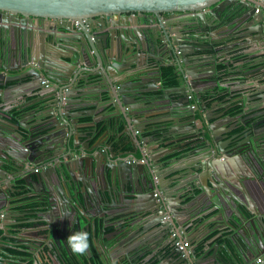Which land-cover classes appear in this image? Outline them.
Here are the masks:
<instances>
[{
	"label": "water",
	"instance_id": "95a60500",
	"mask_svg": "<svg viewBox=\"0 0 264 264\" xmlns=\"http://www.w3.org/2000/svg\"><path fill=\"white\" fill-rule=\"evenodd\" d=\"M184 19L187 22L183 28H177L179 24L175 23ZM42 21H46L47 25L44 26ZM74 21L80 22V29L75 28ZM242 22H246V27L240 28L236 34L242 39L237 46L240 50H236L233 44H227L220 50L224 52L220 55V51L214 47L212 31L219 26L227 27ZM36 25L40 29H36ZM71 38L77 40L78 43L70 44L73 47L79 46L81 55L74 59V65L86 60V55L81 51L82 46L91 54L92 65L97 67L99 64L102 68L107 66L106 78L103 79L112 90L109 96L117 108V119L122 116L121 107H128L134 100L133 95L154 90L157 81H161L158 74H155L154 85L144 81L135 83L134 80L129 84L119 79V76H123L126 70L137 68L146 75L152 68L148 61V55H152L151 48H155L156 52L164 51L170 56L171 66L177 67V73L182 78L183 84L177 88L186 98L187 106L182 112L187 117V123L191 122L188 127L193 126L196 132H200L198 140L180 145L183 149H194V152L188 151L185 156L195 157L177 169L182 176L173 180L163 176L160 166L168 163L170 166L173 161L164 163L166 154L154 157L150 156L147 147H135L140 140H134V135L130 137L133 149L124 151L120 147L116 151V147L108 144L107 152L110 155L100 151V147H84V154L75 147L76 142L71 143L74 134L67 128L77 129L78 125L76 116L73 118L68 111L75 99L74 94L77 93L79 98L87 91L81 85L89 84V74L82 72L71 75L69 71L65 80L59 79L53 74L51 67L60 69L61 66L45 57L50 52H55L54 49L62 48ZM177 48L181 52L180 57L177 55ZM231 50L236 51L229 54L228 51ZM211 51H215V54L210 55ZM11 56L15 59L13 65L10 64ZM219 59L226 66L235 63L236 68L250 66V69L257 70V75L264 76V0H0V112L11 116L15 112L14 108L21 111L22 105L17 103L18 97L22 100L28 96L26 88L38 87L40 92L36 94H51L53 99L46 121L40 124L32 126L31 123H25L23 118L14 123L9 118L0 116L1 121L14 127L8 135L6 131L0 130V144H8V147H3L5 150L0 153V158L5 164L12 165L15 173H22L20 177L26 184L22 188H17L15 181L2 184L0 194L2 193L4 202L7 207L11 204L13 191L31 190L38 196L36 201L42 205L38 209L47 210L45 222L49 230L48 245L43 247V251H37L39 246L35 243L33 254L35 253L36 264L45 261V258L46 264H53L54 261L57 264H67L62 261V249L66 250L68 256L73 255L67 238L75 232L88 233L92 227L97 234L99 220L102 224L110 215L105 207L121 210L128 207H122L123 195L126 200H133L129 202L132 206L128 207L130 211L126 212L151 215L150 219L153 221L150 224L157 223L162 232L172 233L173 229L176 231V235L165 237L169 241L164 248L162 243H154L153 247L140 240L144 247L138 246L132 252L135 255L140 254L144 248H151L150 255L162 259L159 252L162 249L161 251H165L164 258H178L180 264H254L258 257H264V217L261 220V231L256 228L254 219H251L250 222L255 227L253 233L246 224L250 218L237 206L235 210L244 223L239 234L231 237L230 242L226 241L228 253L219 251L216 247L212 252L198 250L201 243L195 244L191 239L190 253L184 256L176 245L177 240L182 237L178 227L184 220L179 209L185 203L182 197L185 191L182 193L181 190L192 181L187 175L195 176L194 179L197 180L200 178L204 189L210 187V181L220 184L221 173L230 184H235L240 173L235 162L238 164L243 158L247 160L250 151H255L264 163V150L260 148L264 147V88H260V83L253 85L259 92L251 96L250 102L240 103L246 113L241 118L245 128L236 134L226 130L220 135L215 131L216 123L212 122L210 112L213 114L220 111L221 107H215L230 99L223 102L213 100L208 104L207 98L212 99L222 92L229 94L232 91L230 85L219 83ZM11 71L17 73L13 74ZM45 79L51 85L42 87ZM217 86L225 87V91L217 89ZM5 93L9 94L4 95ZM10 101L14 102L10 104ZM251 101H260L262 105L247 112L245 106H249ZM225 109L221 116H226L229 120L237 119L228 114V107ZM200 111H205V114H200ZM197 114L201 118V128L196 125ZM229 120L219 123V126ZM131 132L128 130L127 133L130 135ZM197 142L201 146L196 147ZM100 145L105 144L101 142ZM138 150L143 160L140 162L136 155ZM124 154H130L138 161H132ZM254 158L251 157L252 160ZM29 162L35 166L40 163L43 167L33 172ZM232 165L235 167L234 172L229 174L225 167ZM248 171L251 173L249 169ZM0 179L6 181L7 176L1 173ZM183 209L189 210L188 207ZM7 219L11 222L5 223ZM12 221L14 216L0 220V223H4L6 235H10V226L15 224ZM192 223L194 224V220ZM181 230L188 238L185 226ZM19 243L5 241L0 237V244H5L6 248L19 249ZM98 245L102 252L100 244ZM4 246L0 245V264H6L5 260H8L7 264H12L14 258L9 252L3 251ZM203 246H206L205 243ZM87 254L92 257L90 242ZM129 257L134 258L131 254Z\"/></svg>",
	"mask_w": 264,
	"mask_h": 264
},
{
	"label": "crops",
	"instance_id": "0c3cea01",
	"mask_svg": "<svg viewBox=\"0 0 264 264\" xmlns=\"http://www.w3.org/2000/svg\"><path fill=\"white\" fill-rule=\"evenodd\" d=\"M185 22H187V19L175 24H179L177 28L182 29ZM42 24L46 26L47 22L42 21ZM35 27L37 29L38 25ZM245 27L246 22H242L241 24H230L227 27L219 26L212 31L214 34V47L220 51L227 46V44H233L232 46L235 47L236 50H240V47L237 46L242 42V39L236 34L240 28ZM38 29H40V27H38ZM60 30L62 31L64 29ZM70 43L78 42L76 39L71 38L68 43L63 44L64 46L62 48H57L58 45H56L55 48L57 49L52 48L56 51L52 52V54L50 52V54L45 55V57L58 62L61 66L60 69H54V66L51 67L54 70L53 74L59 79L65 80L66 76L69 75V71L71 75H77L78 73L82 74V72L89 74V84L84 86L82 82L83 85H81V87L87 91L83 92L79 98L77 93L74 94L73 97L75 99L72 100V104L68 111V113L70 112L73 115V118L76 116V125H78L77 129L67 128V130L72 131L74 134V139L72 138L71 143L73 144L76 142L75 147H78V150L84 154L86 153L84 147H100L98 148L100 151L105 152L106 155H110L107 152L108 144L109 146L116 147V151H119L120 147H122L124 151L133 149L134 146L130 141V137L132 138L134 135L136 138H134V140H137V138L140 140L135 144V147H140V145L147 147L150 156L154 157L158 154H166L167 156L163 160L164 163L173 161L170 166H168L169 163L163 167L160 166V168H162L160 172L163 173V176H167L169 180L178 179L177 177L182 176L177 169H180L186 161H190L195 157H186L185 155L188 151L194 152V149L189 146L188 149H183L180 145L198 140L200 132H196V130L192 128L193 126L188 127L191 122L187 123V117L184 112H182V110L186 109L187 104H185L186 98L181 95L182 91L177 89L183 84L182 78L177 73V67L175 66V71L180 80L179 86L165 87L162 82L161 85L160 82L157 81L154 90H148L140 95H133L132 97L134 100L128 104V107L125 105L121 107L120 105V113H122V116L117 119V108H115L109 96L112 90L109 86L107 87L105 79H103L106 78V65L103 68L99 64L97 67L92 65L91 54L82 48V46L81 51L86 55V60L74 65V59L81 57V55L79 46L73 47ZM151 49L152 55H148V57H150L148 61L152 68H150V71L147 72L146 75L143 74L141 69L138 70L137 68L139 72L133 69L126 70L123 72V76H119V79H123L122 81H126L129 84H131V80H134L135 83H142L144 81L147 82V84L151 82V84L154 85L156 81H153V79L156 77L155 74H158L157 77L161 80L162 68L171 66L172 59L168 54H165L164 51L156 52L155 48ZM236 50L228 51V53L230 54ZM155 52L156 54H153ZM222 53L224 52L220 51V55H222ZM214 54L215 51L210 52V55ZM9 59L10 64L13 65L15 61L14 56H11ZM155 65L157 67H154ZM236 65L237 63L232 66H226L221 62V59H219V63L217 64L218 73L221 76V78L218 77L219 83L230 85L232 91H230L229 94L222 92L220 96L212 99L209 97L207 98L208 104H211L213 100H222L223 102L226 99H230L228 102H224L215 107H221L220 111L213 112V114L210 112L212 122L216 123L214 127L215 131L219 132L220 135L226 130L231 131V134H236L245 128L241 118L244 117L246 113L242 109V106H240V103L244 102L248 104L250 102L249 100L252 99L251 96L259 92L256 90V87L253 86L254 84L260 83L259 85L262 86L260 88H264V76L257 75V70L250 69V66L247 68H236ZM11 73L15 74L17 71H11ZM141 78L143 79L140 80ZM68 80H70V78ZM16 82L17 81H14V83ZM18 84H20V82H18ZM42 85V87H45L44 83H42ZM216 88L225 91V87L217 86ZM25 91L28 92L26 98L20 100L21 97H18L19 101L17 103L22 105L21 111L18 112V109L14 108L13 111L15 112L12 115L15 117L9 118V120L18 123V119L23 118V120L25 119V123H31L32 126L40 124V122H45L51 111L50 104L53 101L52 95L48 94L43 96L36 94L40 92V88L38 87L26 88ZM188 92L190 94V91ZM6 94L9 93H5L4 95ZM13 102L10 101L9 103L11 104ZM259 104L260 101H251L249 106H245V109L248 112ZM261 105L262 104H260V106ZM225 107H228L230 110L228 114L237 117V119L234 118L229 120L226 116H221L222 113L226 111ZM24 112L26 113L24 114ZM124 112H126V114H123ZM131 113L133 114L130 115ZM200 114H205V111H200ZM110 115L112 117H110ZM123 115L125 118H123ZM0 116L8 119V117L2 113H0ZM197 116L196 125L201 128V118L199 114H197ZM225 120L229 121L219 126V123ZM105 123L108 125L105 126ZM93 124L95 125L93 126ZM226 127H228V129H226ZM22 129H25V127L22 126ZM0 130L6 131L8 135L14 130V127H12L10 123L0 120ZM128 130L132 131L130 135L127 133ZM186 136L188 138L184 139ZM101 142H104L105 145H100ZM1 144L0 153L5 150L3 147H8L7 143ZM193 144L194 143H192V145ZM196 144V147L201 146L200 142ZM259 145L260 143H258V146ZM260 148L264 150L263 146H260ZM143 150L145 149L143 148ZM136 155L140 158L139 162L143 161L141 160L142 155L139 150ZM124 156L135 159L131 157L132 155L130 154H124ZM247 156V160L243 158L240 159L238 164L235 162V166L239 168L240 171L237 175L239 179L235 181V184H230L221 173L219 174L220 184L210 181V187L203 189L201 185L203 182H201L202 180H200V178L197 180L194 179L195 176L187 175L189 179L192 178V181H189L181 190L182 193L185 191L182 195L185 200L184 206L179 207L180 215L184 217V220L181 225L179 224L178 229H180V234L185 240L189 241L192 239L195 244L201 243L198 250L212 252L216 247L219 251L228 253V248H226L225 245L226 241L230 242L231 237L239 234V229L242 223H244L235 210L236 206L239 207V210L243 214L250 218V220L245 223L253 233H255V227L250 222L251 219H254L256 228L259 231L263 230L261 220L264 217V163L255 151H250ZM252 156L255 157L254 160L251 159ZM116 157H119V155ZM2 160L3 159L0 158V174L3 173L4 176H7V180L4 181L0 179V186L6 182L15 181L17 182V188L25 187V181L20 177L22 173H15L12 165L5 164ZM29 163L31 167L30 170L34 172L33 169L35 164ZM38 166L40 168L43 167L40 163H38ZM232 166L225 167L227 173L230 174L234 172L233 168L235 167L234 165ZM183 173L186 174V172ZM247 176L251 178H246ZM230 195L231 198H229ZM37 198L38 196L31 190L13 191L11 204L7 207L6 202L3 200L2 193L0 194V220L1 218L14 216V221L12 222L15 223L10 226V235H6L3 228L4 223L1 222L0 237L5 241L20 242L17 245L19 249L6 248L5 244H0L1 246L5 245L3 248L4 252L12 254L14 258L11 262L12 264H36L34 257L35 253L33 254L36 248L34 247L35 243L39 246L36 248L37 251H40V249L42 250L43 247L48 245L49 233L47 232L49 230L48 224L45 222L47 210L38 209L42 207V205L39 201H36ZM139 200L138 198L137 201ZM141 200L144 202L143 199ZM131 201L133 200L128 201L123 195L121 197L122 207H132L131 203H129ZM128 207H125L124 210L105 207L106 210L110 211V215L106 220L102 221V224H100L99 220V232L96 234L93 227L92 230L88 232V237L91 236L92 249L96 250L98 255V261L96 262V260L93 259L91 263L180 264L178 258H164L163 253L165 251H161L162 249L159 251L162 255V259L156 258L155 256L152 257L153 254L150 255L151 248L147 250L144 248L142 252L137 255L132 253L138 246L144 247L140 240H144V243L147 242L153 245V247L154 243L159 242L162 243L161 245H163L164 248L169 241L165 237L170 236L171 233L162 232V230H160L161 228L158 227V224L155 222L150 224L151 221H153V219H150L151 215L147 216L144 213H136L133 211L130 213L126 212L127 210L130 211ZM184 207H188L189 210L183 209ZM125 212L127 214H125ZM141 216L144 217L142 218ZM193 220L194 224L192 223ZM7 222H11V220L7 219L5 223ZM182 226H185L189 235L188 238L184 236L181 230ZM108 227H111V230H107ZM138 230L141 231L138 233ZM203 243H205L206 246H203ZM98 244H100L102 252H100L101 250ZM217 244L219 245L217 246ZM156 251L157 249L155 252ZM128 254L129 256L131 254L134 258H130ZM198 256L201 257L199 254ZM88 257L90 259L89 255ZM91 258H93V254ZM150 261L152 262L150 263ZM5 263L7 264L8 260H5ZM40 264H46V258L45 261H40Z\"/></svg>",
	"mask_w": 264,
	"mask_h": 264
},
{
	"label": "trees",
	"instance_id": "16d2710c",
	"mask_svg": "<svg viewBox=\"0 0 264 264\" xmlns=\"http://www.w3.org/2000/svg\"><path fill=\"white\" fill-rule=\"evenodd\" d=\"M175 70H176L175 66H168V67L162 68V83L165 87H177L180 85V80L178 79L179 77H177L178 74L176 73ZM2 114L7 116L8 118H14L15 117L13 115L10 116L6 113H2ZM107 230H111V227H108ZM89 242L91 243V236H89ZM90 248H91L92 254H93V258H90V259H91V261L93 259H95L97 262L98 261V259H97L98 255H97L96 250L92 249V243L90 244ZM90 259L87 255V252L83 255H77V254L73 253V255H71V256H66L67 262H69L71 264H89V263L92 264L90 262Z\"/></svg>",
	"mask_w": 264,
	"mask_h": 264
},
{
	"label": "clouds",
	"instance_id": "9594fccd",
	"mask_svg": "<svg viewBox=\"0 0 264 264\" xmlns=\"http://www.w3.org/2000/svg\"><path fill=\"white\" fill-rule=\"evenodd\" d=\"M176 52H177V55L179 54L178 56L180 57L181 52L178 48H177ZM178 52H180V53H178ZM161 82H162V79L160 81V84H161ZM88 241H89L88 233L83 232V231L75 232L67 238V244H68L70 250L74 254H77V255H83L88 251V249H89V242Z\"/></svg>",
	"mask_w": 264,
	"mask_h": 264
},
{
	"label": "built area",
	"instance_id": "2783aa9c",
	"mask_svg": "<svg viewBox=\"0 0 264 264\" xmlns=\"http://www.w3.org/2000/svg\"><path fill=\"white\" fill-rule=\"evenodd\" d=\"M78 22V21H77ZM178 53H180V52H178ZM43 83L46 85V86H49V85H51V83H50V81L48 80V79H45L44 81H43ZM189 97H191V95H189ZM130 160V159H129ZM132 161H135L136 159H131ZM41 168L39 167V166H35L34 167V171H39ZM157 195V194H156ZM172 233V235H176V231L173 229L172 231H171ZM176 245H177V247H179V249L180 250H182L183 251V255L185 256L186 254H189L190 253V242L188 241V240H185V238H183V237H181L180 239H178L177 240V242H176ZM263 261H264V257L263 256H260V257H258L257 259H256V261H255V263L254 264H261V263H263Z\"/></svg>",
	"mask_w": 264,
	"mask_h": 264
},
{
	"label": "flooded vegetation",
	"instance_id": "af4514ba",
	"mask_svg": "<svg viewBox=\"0 0 264 264\" xmlns=\"http://www.w3.org/2000/svg\"><path fill=\"white\" fill-rule=\"evenodd\" d=\"M131 14H133V15H136L137 13H131ZM84 22H86V20H84ZM143 22H145V20H143ZM74 23H75V28H78V29H80L81 28V24H80V22L78 21H74ZM89 26V25H88ZM62 251H63V255H62V261L65 263H68V264H71V263H69V262H67V260H66V256H68L67 255V252H66V250L65 249H62ZM90 262H91V260H90ZM53 264H57L56 263V261H54L53 262Z\"/></svg>",
	"mask_w": 264,
	"mask_h": 264
}]
</instances>
